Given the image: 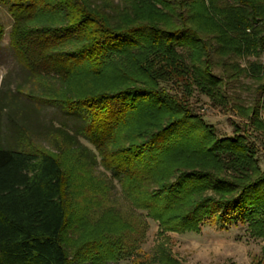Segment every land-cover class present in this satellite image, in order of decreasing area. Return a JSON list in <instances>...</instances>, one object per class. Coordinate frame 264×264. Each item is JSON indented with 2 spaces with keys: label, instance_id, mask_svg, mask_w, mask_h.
<instances>
[{
  "label": "trees",
  "instance_id": "1",
  "mask_svg": "<svg viewBox=\"0 0 264 264\" xmlns=\"http://www.w3.org/2000/svg\"><path fill=\"white\" fill-rule=\"evenodd\" d=\"M5 1L14 18L10 46L38 92L29 97L81 111L83 125L75 135L42 131L47 147L22 127L6 147L0 141V264L136 255L142 229L115 206L96 165L161 231L198 232L204 219L231 208L264 238L255 150L240 134L216 138L189 103L199 92L243 115L227 105V91L243 72L234 58L264 53V0ZM229 62L231 75L214 73ZM12 107L10 122L20 110ZM158 252V263L180 264Z\"/></svg>",
  "mask_w": 264,
  "mask_h": 264
},
{
  "label": "rangeland",
  "instance_id": "2",
  "mask_svg": "<svg viewBox=\"0 0 264 264\" xmlns=\"http://www.w3.org/2000/svg\"><path fill=\"white\" fill-rule=\"evenodd\" d=\"M111 2L119 4L121 0ZM9 5L7 1L0 3V106L4 107L0 111V141L6 147L8 140L15 134V128L18 130L22 127L36 144L47 147L48 143L42 131L62 128L75 135L76 129L83 125L82 113L79 110L68 112L60 106L39 104L35 98L29 97V94L35 97L38 92L32 90L35 89V84L29 79L27 70L18 61L10 46L14 18L9 12ZM177 52L187 62L188 53L183 49H177ZM234 61L243 72L237 80L229 82L227 105L241 109L243 115L239 116L235 111H224L223 106L212 103L199 92L194 93L189 103L193 113L212 127L216 138L239 134L245 137L255 150L258 167L264 170V92L259 90V87L264 85V70L259 73L256 67L264 66V53L234 58ZM232 64L233 62H229L225 67H216L214 73L222 77L231 75L234 72L230 70ZM168 86L178 93L175 86ZM12 105L20 107V110L10 122L9 112L13 108ZM254 105L256 115L251 114ZM75 138L79 145L98 161L94 148L82 137ZM230 158L225 156V162ZM229 164H226L229 169L226 168L225 173L236 175L230 170ZM95 171L105 175L111 187L114 204L119 211L135 216L142 229V239L136 255L130 258L120 257L105 264H160L155 259L160 248L180 264H264V238L252 236L248 222L243 221L241 215L233 209L226 208L217 212L214 217L204 219L198 232L161 231L157 221L147 217L145 211L131 206L121 194L117 181L109 180V172H104L98 165Z\"/></svg>",
  "mask_w": 264,
  "mask_h": 264
}]
</instances>
